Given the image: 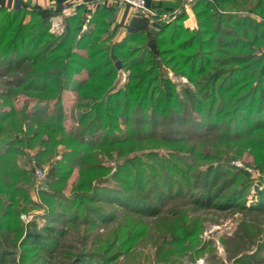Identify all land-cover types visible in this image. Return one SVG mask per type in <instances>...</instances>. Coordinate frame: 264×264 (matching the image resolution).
<instances>
[{"label":"trees","instance_id":"16d2710c","mask_svg":"<svg viewBox=\"0 0 264 264\" xmlns=\"http://www.w3.org/2000/svg\"><path fill=\"white\" fill-rule=\"evenodd\" d=\"M28 7L24 3L19 8L0 6V108H8L0 110V170L10 173L8 181L0 175V206H6L0 212V229H11L10 223L19 220L24 211L19 209L21 202L26 206L31 202V177L36 181L33 165L31 173L18 168L16 153L25 145L40 144L54 154L64 145L67 152L46 179L48 217L58 212L85 224L94 222V217L110 221L116 214L101 212L94 205L101 199L110 201L114 195L124 210L140 211L138 203L149 204L150 197L159 207L168 206L164 219L155 225L134 219L129 220L133 228L114 226L93 250L99 253L101 264L127 250L128 241L138 248L149 242L162 264H185L184 257L196 258L202 252L207 222L194 210L234 206L230 201L245 197L247 188L246 184L234 186L242 176H231L230 169L221 166L218 172L202 166L248 150L264 167V22L232 13L250 9L264 15V0H196L197 33L191 35L179 17L149 31L132 32L119 43L111 41L105 20L77 38L82 22L80 16H74L66 31L56 35L50 32L49 16ZM27 15L31 16L28 20ZM174 25L178 30H170ZM159 53L169 56L167 62L174 73L187 75L194 89L182 88L179 93L176 83L163 75L160 63L157 67L158 61L149 59V54ZM117 61L129 71L123 87H118ZM82 72L86 75L74 82L75 75ZM67 89L76 92L71 112L64 103ZM20 99L24 102L18 106ZM148 107L153 116H147ZM188 117L208 128L188 136L196 141L194 145L187 146L181 136L167 138L160 130L167 122L185 125L190 122ZM162 148L169 158H161V164L143 165L149 174L132 167L122 175V169L132 166L135 159L140 163L139 151L159 154ZM180 152L189 157L182 160ZM114 157L123 164L111 175L114 168L105 159ZM37 158L33 160L38 162ZM74 172L77 177L69 197L63 191ZM109 178L118 186L106 198L97 191ZM153 189H167L169 200L163 202L164 194H154ZM211 191L214 194L206 201L196 198ZM3 192L6 199L1 197ZM141 192L146 199L139 196ZM222 197V204L214 202ZM180 205L183 212L176 210ZM161 212L157 209L154 214ZM14 230L21 237L23 230L17 226ZM42 230L46 228L28 232L38 243L26 252L38 254L41 247H50L52 231L41 244ZM234 251L232 255L239 253Z\"/></svg>","mask_w":264,"mask_h":264},{"label":"crops","instance_id":"0c3cea01","mask_svg":"<svg viewBox=\"0 0 264 264\" xmlns=\"http://www.w3.org/2000/svg\"><path fill=\"white\" fill-rule=\"evenodd\" d=\"M195 1L196 0H147L146 10H137L130 6L104 4V0H9L11 5L13 4L15 8L21 7L22 3H24L27 4L30 9L37 8L42 10L47 16H49L50 32L56 35H62L66 31L68 20L74 16H80L82 22L77 38H81L83 34H89L91 30L95 28L98 21L105 20L113 43L123 41L132 32H140L138 30L149 31V29L157 28L159 23H170L179 17L182 18L185 26L194 29L198 26L197 16L194 10ZM254 3L255 2H253V4ZM103 8L107 9L105 11H98ZM232 13L242 16H250L257 22H264V15H260L250 9L242 11L237 10ZM30 18L31 16L27 15V20ZM119 72L121 83L125 82L127 75L125 74L123 67L122 69H119ZM85 75V72L76 74L73 81L77 82L79 78H83ZM71 92L75 98L76 92L73 89H67L64 92V100ZM21 149L22 152L16 153L14 157L18 168L25 173H31V162L33 157L37 158L38 155V162L47 169V177L50 176L56 162L62 160L64 154L67 152L64 145H59L54 154L47 153L46 147L41 146L40 144L33 146L25 145L24 147H21ZM8 174L10 173L5 170H0V175H5L3 177L5 181H8L10 178ZM76 177L77 172H74L69 180L67 188L63 191L69 197L72 195L71 190L76 181ZM31 178L33 180L31 179L32 181L28 191L31 202L28 206H26L27 204H25L24 201L21 202L19 209L24 211L21 213V217L17 222L14 221L10 223L11 229H0V264H11V261L15 264H22L21 259L24 261L28 260L30 264H40L38 261L43 257V254L41 253L34 254V252H26V249H28L27 247H36V244L38 243V238L33 235H28V232L31 229L35 230L37 228H43V226L39 227V225L36 224L35 218H37L39 214L42 215L41 213H44V211L49 212V206L44 199V192H47L49 186L46 181L45 189L38 192L35 189V177ZM4 195H6V193L3 192V194H1L2 199H6ZM5 208L6 206H0V212H4ZM105 211L106 210H104V212ZM115 214L114 218L108 221L104 226L103 233H99L97 236V242L94 244L95 247L92 248V254H90V252H87V244L90 239L88 233L89 224L83 223V227L77 229V236L71 230L73 229L72 227H68V230L66 231L64 229L65 223L70 217L67 215L64 218L57 212L56 215H52V221L55 223V226L51 228L52 237L50 242L55 248L51 249L50 253H45V255H48L51 260H56L53 264H58V260L60 259H62L60 262L66 261V264H82L81 261H85L87 264H101L98 260L100 256L97 255L99 253L93 252V250L99 246L100 240L105 237L114 226H117V229L133 228V225L129 224L130 222L128 220L124 222V220L127 219V214L124 215L125 218H123V220H120V215L117 213ZM23 215L26 217L28 216L29 219L25 221ZM60 220L63 222L60 225L56 224L57 221ZM68 224L74 225V219L72 218L71 222L67 223V225ZM147 224L155 225L156 223L147 222ZM16 226L23 230L21 237L19 238H17V232L14 230ZM86 226L87 230L85 229ZM16 239L18 241L14 245ZM2 247L4 248V251H2ZM75 247L77 248L76 251L74 250ZM144 256L149 258L151 264H162L158 259L156 247L150 245L148 242L144 248L143 246L138 248L134 247L131 241H128L127 250L114 257L113 264H141ZM187 258V256L183 258L184 263H186ZM89 259H93L94 262H89Z\"/></svg>","mask_w":264,"mask_h":264},{"label":"rangeland","instance_id":"374dc122","mask_svg":"<svg viewBox=\"0 0 264 264\" xmlns=\"http://www.w3.org/2000/svg\"><path fill=\"white\" fill-rule=\"evenodd\" d=\"M170 30H178V29L174 25L173 27L170 28ZM190 30H191L190 32H192L190 33L191 35L193 34V32L197 33L199 30V24L194 29L190 28ZM149 56H152V57H149V59L150 58L151 60L156 59L158 61V63L156 64L157 67H159V63H160V66L164 70L163 75L167 76L170 80H172V82L176 83L177 90L179 91V93L183 92L182 88L191 87L194 89V85L189 82L187 75H184L182 73L181 74L174 73L169 63L167 62V59L169 58L168 55L159 53L158 56L151 55V54H149ZM124 71H125V74L128 76L129 71H127L126 69H124ZM125 82H122V83L120 82V84H118V87H123ZM158 83L160 82L158 81ZM73 96L74 95L71 92L65 98L64 103H65V107L68 110V112H71V109L75 104L73 100L74 98ZM23 102L24 101L20 99L19 101H17V105L20 106L22 105ZM148 109H149V113L147 114V116L148 117L151 115L153 116L154 114L151 113L152 109L149 107ZM0 110L2 111L8 110V108H3V109L0 108ZM188 118L190 122H187L185 125H183L182 122H177V123L167 122V125L160 126V130L164 131V134L167 138L169 137L174 138L176 136H181L183 138L181 140L182 141L184 140L187 143V146H188V143L190 145H194L196 141L190 139L188 136L196 135L200 132H206L208 131V128L205 127L204 125L205 122H203L204 126H202L199 123H196V124L193 123L194 121L191 117H188ZM72 122H73L72 119H70L69 124H71ZM149 152L150 150L146 152L139 151L140 163L138 159H135L133 163V165L135 166L133 165L126 166L124 169H122V172H121L122 175L125 174V170H127L128 168H132V167L134 168L138 167L136 168V171L138 172L145 170L146 174H149V169L147 168V166L142 167L143 165L154 163V162L156 164H161L159 163V160H161V158H164V157L169 158L166 148H162L161 151H159L160 152L159 154L158 153L149 154ZM178 154H180L182 160L187 159V157H189V154L187 152H180ZM230 154L231 155H229L230 157L228 158L222 157L221 159L213 160L209 162V164L205 163V165H203L202 167L203 168L205 167V169L209 167L211 170L214 169L215 171L216 169H218V172H219L220 167L222 166L224 167V169H230L231 176H234L236 174L239 176H242V179L238 183H235L234 186H243L244 184H246V187H247L246 193H245L246 195L242 199H236L235 197L232 201H230V204L234 206H229L228 208H225V209L215 207V208H210V209L194 210L196 214L200 215L203 220H206L207 228L203 232V235H202L201 254L198 255L199 254L198 253L196 255V258H192V259L188 257L186 259L185 264H198L199 262L201 264H264V167L260 166L258 162H256L254 156L248 150L243 155H237L233 153H230ZM117 158L114 157L111 160L105 159L107 160L108 163H110L109 165L114 168L112 169L110 173L111 175L113 174V172H115V170H117V168H119L120 164H123V163H120V161L122 162V160L119 161V159ZM164 160L166 159L164 158ZM233 168H235V170H233ZM101 186L103 187L97 192L106 194L107 196L106 198H108V196H113L112 191L118 185H117L116 180L109 178V181L105 184L102 183ZM174 189L178 190V185H176ZM159 190L160 189H153L152 191L154 194H158V195L164 194L163 202L166 203L169 200L167 198L169 194L168 190L167 189L164 191H159ZM170 192L176 195L175 190H171ZM138 194L141 198L146 199L145 197L146 194L144 192H141ZM183 194H186V193H183ZM213 194H214V191H211L210 193H205L204 196L196 195V198L198 200L206 201L211 196H213ZM148 199H149V204L145 203L148 206L143 205V203H140L141 205L138 203V208H140L138 210L140 211L129 210L127 208H125L124 210L123 206H121V204L118 202L117 195H114L113 199L110 201L107 199H101L95 202L94 206H97V210L101 212L106 210L108 212L117 213L118 215H120V220H123V218H125L124 215L132 214L128 216V217H131V219L127 218L126 220H124V222H126L127 220L129 221V220L139 219L146 223L147 222L158 223V221L163 218L168 206L164 205L163 207L161 206L159 207V205L155 203L154 199H151V197ZM214 200H215L214 202L222 204V201H224V198L222 197L220 199H214ZM178 201H182V200L179 199ZM130 202L132 203V200H130ZM152 206H155V207H152ZM181 207L182 205H180V208L176 210L179 212H183L184 209ZM141 208H147V211L143 212L141 211L143 210ZM190 208L191 207H185V210L189 211ZM157 209L162 210L159 216L155 215L156 214L155 212L157 211ZM97 213L99 212L97 211ZM41 214L42 215L39 214L38 217L35 218V221H36V224L39 225V227L43 226V228L44 227L46 228V230H42V232L44 233V238L41 241V244H44L45 241L47 240V236L51 234V231H52L51 228L55 226V223H53L52 221V216L48 217V211H44V213H41ZM73 214H74L73 212L70 213L71 216ZM23 219L27 221L29 217L24 216ZM71 219L72 218H69L67 220L71 222ZM94 219L95 221L91 222L88 228L90 239L88 240V244H87L88 246L87 252L88 253L90 252V254H92L91 253L92 248L95 247L94 244L97 242L96 241L97 236L99 235V233H103L102 232L104 230L103 228L106 225V223L109 221V220L106 221L104 219H99L97 217H94ZM68 221L65 223V226H64L65 231L68 230V227L70 228L72 227L73 229L71 230L74 232V234L77 235L78 234L77 229L80 227H83L82 225L83 223H81V221L78 219V220H74V225L68 224L69 225L68 226L67 225V223H69ZM62 222L63 221L60 220V221H57L56 224L60 225ZM39 229L41 228H37V230ZM48 246L50 247L40 248L41 249L40 253L43 254V258H45L46 256L45 259H40L38 261L40 264H53V262H56V260H51L49 259L50 257H48V255H45V252L49 251L47 253H50V250L55 248V246L52 245L51 243ZM74 250L76 251L77 248L75 247ZM234 250H238L236 251V253L237 252L239 253L232 255L231 253H235ZM60 251H61V248H60ZM60 260H58L59 261L58 264L60 263L66 264L65 263L66 261L60 262ZM81 262L82 264H87V262L85 261H81ZM89 262H94V261L93 259H89ZM113 263H114L113 260L108 262V264H113ZM141 264H151V262L149 258H146L144 256V258L141 261Z\"/></svg>","mask_w":264,"mask_h":264},{"label":"built area","instance_id":"2783aa9c","mask_svg":"<svg viewBox=\"0 0 264 264\" xmlns=\"http://www.w3.org/2000/svg\"><path fill=\"white\" fill-rule=\"evenodd\" d=\"M108 1V2H105ZM104 4L114 5V6H130L137 10H146L147 0H104ZM5 5L9 7H14L9 0H0V6ZM55 30V29H54ZM32 165L35 170L36 175V191H41L45 189V182L47 179V169L40 165L36 160H33ZM24 217V215H23ZM198 264H201L200 262Z\"/></svg>","mask_w":264,"mask_h":264},{"label":"water","instance_id":"95a60500","mask_svg":"<svg viewBox=\"0 0 264 264\" xmlns=\"http://www.w3.org/2000/svg\"><path fill=\"white\" fill-rule=\"evenodd\" d=\"M116 66L118 69H122V62L121 61H117L116 62Z\"/></svg>","mask_w":264,"mask_h":264}]
</instances>
